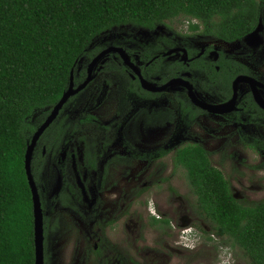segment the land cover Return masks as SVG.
<instances>
[{
    "label": "flooded vegetation",
    "instance_id": "obj_1",
    "mask_svg": "<svg viewBox=\"0 0 264 264\" xmlns=\"http://www.w3.org/2000/svg\"><path fill=\"white\" fill-rule=\"evenodd\" d=\"M256 29L258 35L247 40ZM248 34L231 42L208 33L203 38L180 35L164 22L154 28L131 25L92 42L99 49L90 59L79 60L74 87L86 80L98 54L113 49L97 61L94 78L69 98L55 119V130L44 131L33 153L32 162L35 156L37 161L31 171L44 221V264H59L62 249H50V240L67 231L77 234L74 264L81 255L83 264L90 256L98 264H132L141 256L147 264H170L174 202L181 203L179 209L186 214L178 225L195 224L202 232L193 228L188 234L189 227L179 228V245L195 250L204 240L215 244L217 239L220 246L228 241L233 246L229 236L217 235L205 221L185 166L175 161V154L190 144L207 150L195 133L219 136L222 124L233 126L239 140L248 144L247 139L249 148L264 153L261 15ZM241 75L251 79L234 85ZM107 103L111 116L100 114ZM176 172L183 181L175 178ZM206 250L199 249L193 259Z\"/></svg>",
    "mask_w": 264,
    "mask_h": 264
},
{
    "label": "trees",
    "instance_id": "obj_2",
    "mask_svg": "<svg viewBox=\"0 0 264 264\" xmlns=\"http://www.w3.org/2000/svg\"><path fill=\"white\" fill-rule=\"evenodd\" d=\"M259 9L258 0H0V264H35L26 149L67 90L72 70L76 79L79 60L99 49L93 41L114 29L154 28L184 16L208 22V34L231 42L256 27ZM55 126L57 120L46 132ZM175 161L185 166L197 206L216 234L229 236L249 264H264V200L236 197L199 144L178 149Z\"/></svg>",
    "mask_w": 264,
    "mask_h": 264
},
{
    "label": "rangeland",
    "instance_id": "obj_3",
    "mask_svg": "<svg viewBox=\"0 0 264 264\" xmlns=\"http://www.w3.org/2000/svg\"><path fill=\"white\" fill-rule=\"evenodd\" d=\"M258 2L260 5L259 15H261V17L264 19V0H258ZM193 23L199 26L198 30L193 31L190 29L189 26ZM165 25L167 28L179 33L180 35H194L196 37L203 38V36H207V32L209 31L208 22L184 16H179L172 20H166ZM121 29L122 28L114 29L106 34H103L101 37H111V35L121 32ZM85 62H87V60H85ZM110 104L111 103H107L104 105L100 114H108L110 110ZM38 113L39 112L32 116V121L36 118ZM112 114L113 113H110L106 116H111ZM208 118L209 125H211L210 127H213L212 125L214 124H212L213 122L211 121L212 117L210 118V116H208ZM223 121L224 120L221 118L218 120L220 123H223ZM221 128H224V130L219 136H202L204 135L202 131L196 132L195 135L207 148L212 165L223 172L224 176L230 181L233 192L238 193L241 200H244V202L247 203L264 200V153L256 152L255 150L249 148L247 146L248 144H245L239 140L237 134H235L236 132L233 126H225L222 124ZM251 134H255V131L251 130ZM215 137H218L219 139H216V141L212 144L208 143V140H213ZM175 176L179 182H181V179L183 181L180 172H176ZM174 187L177 189L179 188V185L174 184ZM183 193L187 197L188 194L185 193V191ZM180 205L181 203L177 202H174L173 205L174 218L170 228L173 231L171 232V235H173V247L175 250L171 254L172 259L169 262L170 264H249L248 258L245 259L243 256V250L238 246L231 247V245L228 243L229 241L226 243H221L222 246H220V241L217 239L214 240L215 244L207 243L204 240L201 244L202 246L199 245L195 250L179 245V228H181V230L182 228L186 227L191 228L189 225H178L180 222V216L186 215L182 209H179ZM141 206L143 205H138L140 208ZM151 207H153V205H151ZM130 228L132 227L130 226ZM192 228L197 230L199 234H202L197 225L194 224ZM76 236L77 234H75L73 231H67L64 234L62 233V236L58 237L54 242L51 243L50 240V249L52 246L62 249V255L59 264H74L75 259L72 251L73 253H76L78 250L74 245ZM223 241L224 239H222V242ZM215 245L219 246L214 248ZM139 249L142 250L141 246H139ZM199 249L203 252H205L207 249L206 254L202 253L198 258L193 259L192 256L198 253ZM82 252L83 250H81V253ZM232 253L233 257L231 256ZM83 261L84 259L81 255L78 264H83ZM146 261V257L141 256L140 260H137L136 263L132 264H140L139 262L147 264ZM87 264L98 263L96 260H94L93 256H90L88 258Z\"/></svg>",
    "mask_w": 264,
    "mask_h": 264
},
{
    "label": "water",
    "instance_id": "obj_4",
    "mask_svg": "<svg viewBox=\"0 0 264 264\" xmlns=\"http://www.w3.org/2000/svg\"><path fill=\"white\" fill-rule=\"evenodd\" d=\"M258 29H256L254 32L248 34L247 40L252 36H257ZM113 49L111 47L110 49L103 50L100 54H98L93 61L90 63V67L88 70V76L86 80L80 84L78 87H74V71H71L70 76V82L69 86L66 91H64L62 97L59 99V101L50 109V112L46 116L45 120L37 127V129L34 131L27 149L25 153V160H24V168L28 180L29 187L31 189L32 194V211H33V233H34V255H35V264H44V221H43V212L41 208L38 188L36 185V182L33 178L32 171H31V163L33 158V153L35 146L41 137V135L44 133V131L50 126V124L57 118L59 115L61 109L63 106L67 103L69 98L79 92L81 89H83L95 76V74L92 73V70L94 66L96 65L97 61L105 55L109 50ZM122 51V49H120ZM248 79H251L248 76H238L237 79L234 82V85H236L239 81H246ZM142 85H144L146 88H148V83L145 80H142ZM190 90V96L192 99L195 100L196 96L194 95L193 91ZM235 96V95H234ZM235 100V97L232 98V100L228 103V105L232 104ZM200 104V102H199ZM263 107L264 104L260 103ZM226 106V105H225ZM83 185V184H82ZM236 197H238L235 194Z\"/></svg>",
    "mask_w": 264,
    "mask_h": 264
},
{
    "label": "clouds",
    "instance_id": "obj_5",
    "mask_svg": "<svg viewBox=\"0 0 264 264\" xmlns=\"http://www.w3.org/2000/svg\"><path fill=\"white\" fill-rule=\"evenodd\" d=\"M186 233H188V234H190V233H192L193 232V228L191 229V228H189L187 231H185Z\"/></svg>",
    "mask_w": 264,
    "mask_h": 264
}]
</instances>
